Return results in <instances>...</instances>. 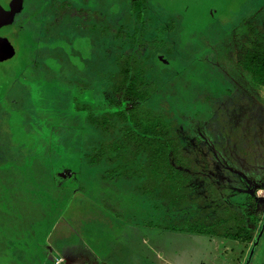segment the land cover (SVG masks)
<instances>
[{"label": "rangeland", "instance_id": "1", "mask_svg": "<svg viewBox=\"0 0 264 264\" xmlns=\"http://www.w3.org/2000/svg\"><path fill=\"white\" fill-rule=\"evenodd\" d=\"M48 1L0 0V264H57L58 257L61 263L106 257L108 264H246L252 245L224 235L236 220L260 230L264 215L254 201L237 208L235 195L227 202L240 214L229 209V192L215 176L222 174L224 183L239 180L240 172L264 175V88L241 66L247 51L264 46V0H156V9L178 17L180 30L174 56L153 61L161 88L147 103L181 126L178 169L190 174L176 192L171 183L153 189L145 172L142 180L100 183L97 166L83 168L75 159L55 175L43 156L53 148L61 157L57 142L37 151L27 139L11 137L26 135L28 120L48 126L63 116L56 110L58 85L35 69L36 61L37 69L44 64L35 42L44 39ZM128 2L104 5L120 4L124 15ZM113 72L116 67L104 63L94 79L86 102L93 109L111 106ZM112 96L117 106L131 108L120 92ZM254 199L263 202L264 187ZM248 212L256 217L249 220ZM197 226L214 236L191 230ZM250 261L264 264V238Z\"/></svg>", "mask_w": 264, "mask_h": 264}, {"label": "trees", "instance_id": "2", "mask_svg": "<svg viewBox=\"0 0 264 264\" xmlns=\"http://www.w3.org/2000/svg\"><path fill=\"white\" fill-rule=\"evenodd\" d=\"M101 1L52 0L44 7V39L35 42L37 59L44 64L40 66L43 70L37 69L36 61L35 69L58 85L55 109L62 110L63 116L58 115L59 121L48 126L28 120L27 134L13 132L11 137L27 139V145L37 151H42L45 142L49 147L57 142L70 159L65 152L56 156L53 148L42 153L55 175L57 169L71 166L75 159V163L82 160L83 168L97 166L100 183L142 180L145 172L154 181L153 189L171 183V191L176 192L177 183L187 181L178 169L183 160L178 139L181 126L163 110L150 108L147 103L161 88L153 61L158 55L174 56L173 47L180 33L178 17H167L156 9V0H128L124 15L120 4L109 6L104 5L107 0L104 4ZM245 56L243 70L264 88V46L257 44ZM108 62L117 69L109 76L112 82L107 99L111 106L96 110L86 102L94 95V79ZM74 79L84 84L71 85ZM112 91L120 92L131 108L117 106ZM33 154L29 156L35 158ZM191 230L215 234L198 226ZM224 238L243 244L253 241L251 234L238 228H230Z\"/></svg>", "mask_w": 264, "mask_h": 264}, {"label": "flooded vegetation", "instance_id": "3", "mask_svg": "<svg viewBox=\"0 0 264 264\" xmlns=\"http://www.w3.org/2000/svg\"><path fill=\"white\" fill-rule=\"evenodd\" d=\"M231 68V66L229 67ZM224 75L226 76V74L224 73ZM180 130H181V127H180ZM180 130H179V133H180ZM215 159L217 162H219V160L222 161V159L219 157V156H215ZM223 162V161H222ZM228 167V166H227ZM230 168L228 167V170ZM184 173V171H182ZM187 173V172H185ZM190 173H188L189 175ZM188 175L184 174V178L187 179ZM223 175L220 174V176H215V177H218L216 179V182L220 183L218 184V187L222 190H225L226 192H229L228 195L226 194L224 196V201L226 203L227 202V199L231 198V197H235V196H239L236 200V204L238 205L237 208H243V210L247 207L250 206V203L249 201L253 202L254 201V207L256 209V207L258 206L259 209H261V214L264 215V200L263 202H260L259 200L256 201L254 199V197L256 196V194H258V190L260 187H264V175L262 176H256V177H250L249 175H244V173L240 172V175H238L240 178L239 180L238 179H231L229 178L228 179V182H224L222 183L221 182V179L219 177H222ZM194 178V176L192 177ZM183 183V182H181ZM225 186H220L221 184H225ZM235 195V196H233ZM242 200H241V199ZM232 199V198H231ZM244 199V201H243ZM248 203V204H246ZM229 204V203H228ZM252 204V203H251ZM226 205V204H225ZM229 207V209H232L234 208L233 205L229 204L227 205ZM235 209V208H234ZM260 212V210H258ZM235 212L239 213L240 212L235 209ZM254 212H248L247 215H248V219H252V217H256V215H253ZM249 225H241V222H234V224L231 225L230 228H234L236 227V229H241L242 231H244L245 233L247 234H251L252 237H253V241L249 244H246V245H249L251 246L252 245V251H251V255H250V259H252L253 255L255 254V250L259 248V246L261 245L262 241H263V238H264V218L262 219L261 221V228L260 230L257 229V227H255L253 225V222L252 221H249L248 223ZM235 243H240L239 241L235 242ZM250 259L248 260V262L246 264H250L251 261Z\"/></svg>", "mask_w": 264, "mask_h": 264}, {"label": "crops", "instance_id": "4", "mask_svg": "<svg viewBox=\"0 0 264 264\" xmlns=\"http://www.w3.org/2000/svg\"><path fill=\"white\" fill-rule=\"evenodd\" d=\"M117 182H120V180H118ZM57 259H60L59 257ZM113 260V259H112ZM116 260V259H115ZM112 262V261H111ZM108 264V260L106 259V257H103V259L101 258H93V257H83L82 259H78L75 260L74 262L71 263H62L61 264ZM136 264H142V262L140 260H136L135 261Z\"/></svg>", "mask_w": 264, "mask_h": 264}, {"label": "built area", "instance_id": "5", "mask_svg": "<svg viewBox=\"0 0 264 264\" xmlns=\"http://www.w3.org/2000/svg\"><path fill=\"white\" fill-rule=\"evenodd\" d=\"M57 261V264H60L61 263V260L60 259H56Z\"/></svg>", "mask_w": 264, "mask_h": 264}]
</instances>
